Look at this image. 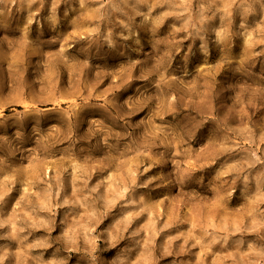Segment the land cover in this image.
Returning a JSON list of instances; mask_svg holds the SVG:
<instances>
[{"label":"clouds","instance_id":"9594fccd","mask_svg":"<svg viewBox=\"0 0 264 264\" xmlns=\"http://www.w3.org/2000/svg\"><path fill=\"white\" fill-rule=\"evenodd\" d=\"M0 264H264V0H0Z\"/></svg>","mask_w":264,"mask_h":264}]
</instances>
